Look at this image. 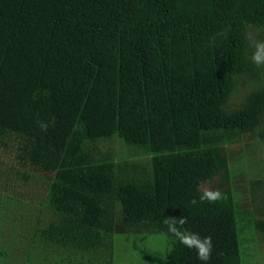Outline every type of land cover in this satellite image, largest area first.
I'll list each match as a JSON object with an SVG mask.
<instances>
[{
	"label": "trees",
	"instance_id": "1",
	"mask_svg": "<svg viewBox=\"0 0 264 264\" xmlns=\"http://www.w3.org/2000/svg\"><path fill=\"white\" fill-rule=\"evenodd\" d=\"M262 40L264 0H0V264H203L181 216L264 264Z\"/></svg>",
	"mask_w": 264,
	"mask_h": 264
},
{
	"label": "clouds",
	"instance_id": "2",
	"mask_svg": "<svg viewBox=\"0 0 264 264\" xmlns=\"http://www.w3.org/2000/svg\"><path fill=\"white\" fill-rule=\"evenodd\" d=\"M254 52L252 54V62L257 67H264V40L256 41L254 44ZM42 131H47L49 124L45 121H37ZM198 199H193L192 204L207 202L216 203L223 198V194L219 189L213 188L210 181H201L198 184ZM165 225L167 226V232L175 237L179 243L189 249H195L197 257L203 264L211 259L214 244L211 236L202 237L199 233L193 232L185 227L188 223L186 217H170L165 219Z\"/></svg>",
	"mask_w": 264,
	"mask_h": 264
},
{
	"label": "rangeland",
	"instance_id": "3",
	"mask_svg": "<svg viewBox=\"0 0 264 264\" xmlns=\"http://www.w3.org/2000/svg\"><path fill=\"white\" fill-rule=\"evenodd\" d=\"M237 148V145H235V146H232V150H235ZM237 150H239V149H237ZM236 150V151H237ZM160 239L161 241H163L162 239V237H156V239ZM162 238V239H161ZM153 240V241H152ZM9 246V244L7 243V240L6 241H4V242H2L1 243V247H4V246ZM148 245L150 246V247H152V248H147L148 247ZM155 246V243H154V236H141V237H139V239H135V240H132L131 242H130V244L128 245V248L127 247H123L122 245H121V252L125 255V254H127V252H129L130 250H135L136 251V253H135V255H136V257L134 258L135 260H134V264H138V258H137V253L139 254V252L140 253H142V252H145V254H147V256L148 257H150V258H152V260L154 261V262H156V261H158L159 260V254L161 253V252H163L164 250L163 249H161L160 248V246H158V247H154ZM10 247H12V246H10ZM154 247V248H153ZM148 253H151V255L152 256H149V254ZM156 256H155V255Z\"/></svg>",
	"mask_w": 264,
	"mask_h": 264
}]
</instances>
